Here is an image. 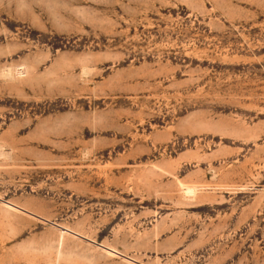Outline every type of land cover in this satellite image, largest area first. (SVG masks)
Instances as JSON below:
<instances>
[{
	"label": "rangeland",
	"instance_id": "1",
	"mask_svg": "<svg viewBox=\"0 0 264 264\" xmlns=\"http://www.w3.org/2000/svg\"><path fill=\"white\" fill-rule=\"evenodd\" d=\"M0 264H264V0H0Z\"/></svg>",
	"mask_w": 264,
	"mask_h": 264
},
{
	"label": "bare ground",
	"instance_id": "2",
	"mask_svg": "<svg viewBox=\"0 0 264 264\" xmlns=\"http://www.w3.org/2000/svg\"><path fill=\"white\" fill-rule=\"evenodd\" d=\"M20 69H22V67H21ZM17 70H19V69H17ZM20 73H22L21 70H20L19 72H17L18 75H22V74H20ZM190 190H191V188H186V189H185V192H186V191H190ZM191 192H192V191H191ZM187 193H188V192H187ZM188 194H189V193H188Z\"/></svg>",
	"mask_w": 264,
	"mask_h": 264
}]
</instances>
